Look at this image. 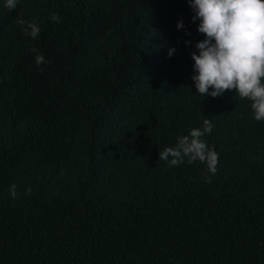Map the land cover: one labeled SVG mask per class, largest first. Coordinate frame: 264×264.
Returning a JSON list of instances; mask_svg holds the SVG:
<instances>
[{
	"label": "trees",
	"instance_id": "16d2710c",
	"mask_svg": "<svg viewBox=\"0 0 264 264\" xmlns=\"http://www.w3.org/2000/svg\"><path fill=\"white\" fill-rule=\"evenodd\" d=\"M192 15L187 0H0V264H264V121L234 89L197 92ZM204 118L214 176L158 158Z\"/></svg>",
	"mask_w": 264,
	"mask_h": 264
},
{
	"label": "clouds",
	"instance_id": "9594fccd",
	"mask_svg": "<svg viewBox=\"0 0 264 264\" xmlns=\"http://www.w3.org/2000/svg\"><path fill=\"white\" fill-rule=\"evenodd\" d=\"M18 2L3 0L8 10L15 9ZM187 4L193 13L191 20L198 21L196 29L203 34V39L195 42L196 50L190 52V78L197 92L215 98L234 89L235 95L250 102L253 119L264 121V0H187ZM51 19L59 21L60 16L53 13ZM17 23L31 38L39 37L41 28L35 21L20 19ZM183 26L178 20L177 29ZM174 52L172 46L166 54L170 57ZM34 60L37 66L50 62L43 53H37ZM213 127L212 121L204 118L202 126L190 127L187 134L176 137L174 145L159 150L158 158L169 167L199 161L214 176L219 154L203 139ZM8 193L12 199L17 197L14 182L8 186Z\"/></svg>",
	"mask_w": 264,
	"mask_h": 264
}]
</instances>
